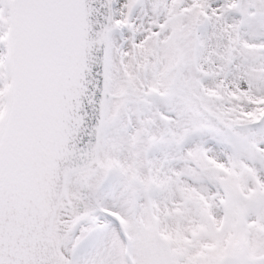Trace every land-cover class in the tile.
<instances>
[{"label": "snow or ice", "instance_id": "obj_1", "mask_svg": "<svg viewBox=\"0 0 264 264\" xmlns=\"http://www.w3.org/2000/svg\"><path fill=\"white\" fill-rule=\"evenodd\" d=\"M0 264H264V0H0Z\"/></svg>", "mask_w": 264, "mask_h": 264}]
</instances>
